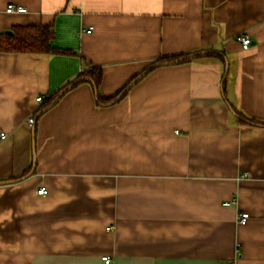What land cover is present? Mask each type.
Listing matches in <instances>:
<instances>
[{
  "label": "crops",
  "instance_id": "1",
  "mask_svg": "<svg viewBox=\"0 0 264 264\" xmlns=\"http://www.w3.org/2000/svg\"><path fill=\"white\" fill-rule=\"evenodd\" d=\"M16 26L75 54L0 51V264H264V0H0Z\"/></svg>",
  "mask_w": 264,
  "mask_h": 264
},
{
  "label": "trees",
  "instance_id": "2",
  "mask_svg": "<svg viewBox=\"0 0 264 264\" xmlns=\"http://www.w3.org/2000/svg\"><path fill=\"white\" fill-rule=\"evenodd\" d=\"M11 35H3L0 39V51L4 53H21V54H62V55H70L75 54L71 51L66 50H58L51 46V41L54 39V33L51 27H36V26H16L12 30ZM207 56V57H220L217 52L214 51H205L200 52L195 55L184 56L182 61H177L176 59H162L160 60L162 63L174 61V64L185 63L191 61L193 58ZM222 58V56H221ZM153 65L150 64L144 71H147L144 76H146L149 72H151L154 68L149 69V67ZM139 75L135 76L131 79L120 91H118L115 95L107 98H103L99 92V89L103 82V72L100 68H91L85 72L79 74L74 80L69 82L65 88L73 89L81 84H88L84 78H91L97 88V94L95 93L96 102L98 105H105L112 100H114L132 81H134ZM138 82V81H137ZM136 82V83H137ZM90 84V83H89ZM91 85V84H90ZM93 88V87H92ZM63 90V89H62ZM130 90V89H129ZM129 90L126 94H128ZM95 92V90H94ZM60 91L50 96L46 102L42 106V110L48 107L54 99L59 95ZM121 99V100H122ZM241 121H245L251 124H258L264 126V123L257 122L252 119H246L241 113H236Z\"/></svg>",
  "mask_w": 264,
  "mask_h": 264
},
{
  "label": "built area",
  "instance_id": "3",
  "mask_svg": "<svg viewBox=\"0 0 264 264\" xmlns=\"http://www.w3.org/2000/svg\"><path fill=\"white\" fill-rule=\"evenodd\" d=\"M6 11L8 13H25L27 11V9L24 8L23 6H16V5L11 4V5H9L7 7ZM92 31H93L92 27L87 29V30H84V32H86L88 34H90ZM239 40H240V42L242 44V49L243 50H248L251 47V45H252V41H251V39H250V37L248 35L240 36ZM42 100H43L42 97L38 98L39 102H41ZM34 122H35L34 117L33 116L30 117L29 120H28V123L30 125H33ZM6 138H7V135L1 132L0 133V140H5ZM47 193L48 192H47V190L45 188H41L39 190V194H41V195H46ZM225 205L226 206H230V203L227 202V203H225ZM248 217H249V214H247V213L241 214V216L239 218V223H244L247 220ZM102 260L104 261L105 264H112L111 258L108 257V256L103 257Z\"/></svg>",
  "mask_w": 264,
  "mask_h": 264
},
{
  "label": "water",
  "instance_id": "4",
  "mask_svg": "<svg viewBox=\"0 0 264 264\" xmlns=\"http://www.w3.org/2000/svg\"><path fill=\"white\" fill-rule=\"evenodd\" d=\"M6 34L8 35H11L12 32L11 31H7ZM184 58H180L178 59L177 61H182ZM174 61H171V62H164V63H155L153 65H151L149 67V69H152V68H156V67H159V66H162V65H171L173 64ZM227 65V69L226 71L228 70V63H226ZM147 71H144L143 73H141L134 81H132L114 100H112L111 102L105 104V105H113L117 102H119L122 97L126 94V92L138 81L140 80L145 74H146ZM87 82H89L91 84V86L93 87V89L95 90V93L97 94V88L94 84V82L92 81L91 78H84ZM69 87L68 88H65L64 90H62L60 92V94L54 99V101L46 108H44L37 117H39L40 115H42L43 113L47 112L49 109H51L58 101L59 99L68 91ZM33 135H34V130H33ZM33 161H34V165L36 163V153H35V142H33Z\"/></svg>",
  "mask_w": 264,
  "mask_h": 264
}]
</instances>
